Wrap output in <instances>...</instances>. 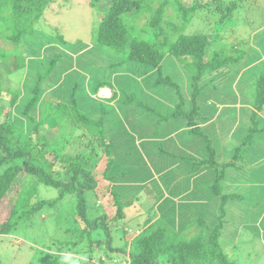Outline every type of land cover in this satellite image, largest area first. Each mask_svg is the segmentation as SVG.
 <instances>
[{"label":"trees","instance_id":"trees-1","mask_svg":"<svg viewBox=\"0 0 264 264\" xmlns=\"http://www.w3.org/2000/svg\"><path fill=\"white\" fill-rule=\"evenodd\" d=\"M158 1L159 5L155 7L148 0H112L97 28L95 40L92 39L94 46L91 48L97 51L109 49L119 53L122 60L118 64H128L129 69L134 70L132 74L126 73L124 75V78L127 77V82H132L134 78L131 76L138 74L139 70L142 71L141 77L151 71L154 72L155 76L149 80L152 83L151 86L168 87V97L159 101L156 106H164L163 112H168V116H170L168 119L182 124L177 137L184 149L178 150V157L180 158L178 162L186 165L194 175L199 172L201 167L209 169L214 178L212 192L215 194L214 196L221 200L220 212L215 218V223L206 227L209 234L207 242L202 234H198L191 239H182L178 233L173 231L169 233L165 228L157 227L156 224L162 223L161 219L164 218L161 215L157 222L143 229L142 233L137 236L130 233H134L132 228L140 227L121 226L118 230L122 231H115V233L119 232L123 236L128 234L131 242H124V246L115 247L112 244L114 241L113 231L106 224L107 217L101 216L91 220L87 215L85 192L93 190L96 186V182L88 168L91 162L90 158H86L83 154L62 153V149L46 150L49 133L43 136L45 142L41 148H37L31 139L26 138V135L32 130L38 132L42 127H49L48 132L53 130L58 135L65 136L66 130L68 131L71 127L77 126L84 129L91 136L95 135L101 140L104 139L102 145L106 147L108 153L109 151L110 154L113 153L111 149L115 145L114 142L110 141L105 144L106 138L99 122L87 118L83 109L77 104L78 87L84 77H81L82 73L79 72H75L74 77V72L71 70L73 64L69 50L63 48H70V43L65 40L61 31L54 34V30H51V28L45 29L46 26H42L41 23L40 26L43 29H39L41 18L45 15L48 6L54 3L55 0H0L1 59L9 57L13 63L14 71L27 70L22 89L11 94V106H16V112L12 109L9 114H6L5 120L0 123L1 209L4 210V203L9 204L11 201L6 195L17 176L21 172L30 176L28 187L11 204L10 212L0 211V234H10L22 224V221L25 219L30 221V218L44 207L57 206V202H46L45 200L38 201L34 206L29 205L32 197L37 194L38 190L36 191V188L39 189L40 185L45 184L60 190V199L67 194L76 195L77 217L73 218L70 225H64L60 221V228L63 233L71 237L66 244L73 249L72 252L80 255L78 253L79 248L82 246L84 248V255L78 258L76 264H109L112 263V254H114L112 252L127 254L128 258H125L127 264H163L159 261L162 256L166 257L165 264L237 263L221 247L220 238L223 237L227 222L226 209L228 205L232 204V200H238L239 202L252 200L243 204L246 209L243 217L249 219L243 229L249 232V230L257 228L256 224L251 225V211L254 207L251 204L257 200L251 196L246 199L242 195V190L251 187V185L245 186L242 179L243 176H248L246 171H249V169L245 165L251 163L247 156L255 159L264 156V147L262 154L255 156L251 148L256 137L261 136L260 134L264 132V127H261L263 120L259 118V113L264 110V73L254 83H250L253 84L252 86L249 85L248 88L242 90V94L253 100V109L250 112L242 108V119L237 118L236 114L234 118L231 116L235 109L240 108L237 105H229L223 111L219 110L224 104L235 102L233 98L229 99L227 92L223 90L225 89L224 75L229 73L230 67L240 62L242 52L232 57H223L219 52L209 53L207 50L208 34L186 32L194 20L195 14L203 8L202 0L196 1L191 6H185L180 0ZM91 4L95 5L94 2ZM169 5H173L175 12H177L178 22L166 18ZM218 7L223 13V18H225L228 14L234 12L236 3L231 2L227 5L219 3ZM132 12L137 20L146 12L151 15L144 26H132L125 20V15ZM49 41L50 44H48ZM57 42H59V45H57ZM38 52L43 53V59L39 61L35 56ZM45 56L46 59H44ZM82 63L85 64V62ZM79 65L82 64L79 62ZM171 69H181L190 74L187 84L188 90H185L182 83L178 81L177 76L167 73L168 70L172 72ZM64 74L69 85L70 81H76V86L74 84L70 85L71 88L68 89L71 97V107H68V103L56 100L53 103H44L42 109L39 108L36 111L43 81L54 83L56 79H60ZM217 76L220 77L219 81L223 79L222 83L215 78ZM78 79L80 80L77 81ZM242 79L245 80L244 77ZM2 80L3 77L0 75V95L3 93ZM215 80L218 81L216 84ZM109 83V85H105L99 81L93 84L95 93L106 87L110 88L112 95L110 98H95L100 102L105 101L104 107H106V102L118 101L120 103L119 110L127 111L130 107L141 104V101L134 95L124 94L115 83L111 81ZM146 84L149 83L146 81ZM251 88L254 89L252 93L250 92ZM20 90H29L31 95L21 100V103L17 105ZM228 93L233 96L230 90ZM97 106L98 103L95 108ZM152 109L154 108L152 107ZM106 114L104 108V115ZM70 116L74 117L78 124L74 125L72 121H68ZM222 116L223 120L219 121ZM230 119L232 120L231 124L226 125L225 123ZM155 120H158L157 116ZM184 126L186 128L183 130ZM214 126H217L218 129H214V132L208 131L209 127L213 128ZM239 131L241 133L238 134ZM241 136L242 140L239 143ZM233 138L236 140L238 138V144L236 142L233 145ZM160 140V142L167 143L168 137L163 140L160 138ZM228 141L232 147H230V153L233 151V154L229 159L222 161L223 157H220L222 154L219 152H223V154L226 152L223 143ZM151 142L145 140L144 143L149 146ZM158 143L154 141L153 146ZM169 146L170 144L167 149ZM92 151L96 152L94 148ZM194 152L198 153L199 156L194 155ZM114 167L115 171L111 173ZM122 168L116 159L110 160L106 169V179L109 181L117 178L127 179L130 180L131 184L139 181L136 177L137 174H133L132 170ZM108 173H111V175ZM227 189L233 191H227ZM111 191L117 207L116 217L117 219H123L125 208L131 206L132 203L130 200L123 202L122 196L120 198L117 191L113 189ZM28 205L30 208L24 209ZM240 206L242 207V205ZM99 219L101 222H99ZM80 220L86 225L81 227ZM150 221H152V216L147 219L146 223ZM200 223L203 225L204 220ZM61 244L64 246V242ZM103 244H105V251L110 253L104 254L105 256H97V261L89 260L91 257L103 253V250L92 251L90 248L95 245L98 249H103ZM63 251L64 247L57 252L47 251L42 262L38 264H74V262L70 263L64 258L62 259V257H65ZM116 260L114 259L113 262ZM31 264L36 263L31 262Z\"/></svg>","mask_w":264,"mask_h":264},{"label":"rangeland","instance_id":"rangeland-1","mask_svg":"<svg viewBox=\"0 0 264 264\" xmlns=\"http://www.w3.org/2000/svg\"><path fill=\"white\" fill-rule=\"evenodd\" d=\"M148 1H151L155 7L159 5L158 0ZM180 1L185 6H191L198 0ZM92 2H94V6L91 4ZM202 2L203 8L195 14V18L186 32L208 34L207 50L209 53L219 52L223 57H232L242 52L240 62L230 67L229 73L224 75L225 89L222 88L227 92V97L233 98L235 102L224 104L219 109L223 111L229 105H237L240 108L235 109L237 111L233 109L234 112L231 113V116L234 118L236 114L237 118L242 119V108L246 109L247 112L253 109L252 98L242 94V90L248 88L249 85L252 86L253 84L250 83H254L264 73V0H202ZM231 2L236 3V9L232 14L223 18V13L218 5L219 3L227 5ZM111 3L112 0H55L48 6L45 15L41 18L39 29L42 30V26H46L45 29L51 28L54 30V34L61 31L65 40L70 43V48H63L69 50L73 64L71 70L74 72V77L75 72L82 73L81 77H84L81 87H78L77 104L83 109L87 118L99 122L106 138L105 144H108V141L114 142V148L111 149L113 153L110 154V151L108 153L106 147L102 145L104 139L101 140L95 135L91 136L77 126L66 130L65 136H60L53 130L48 132L49 127H42L38 132L32 130L26 135V138L31 139L37 148H41L45 142L43 136L49 133L46 150L62 149V153L83 154L86 158H90L91 162L88 168L96 186L93 190L85 192L87 215L91 220L101 216L107 217L106 224L113 231L114 241L112 244L115 247H122L124 242H131L128 234L123 236L119 232L115 233V231H122L118 230L121 226L140 227H130L134 231L130 234L137 236L142 233L143 229L157 222L161 215L164 218L161 219L162 223L156 224L157 227H163L169 233L172 231L178 233L182 239H191L202 234L207 242L209 234L206 227L215 223V218L220 212L221 200L212 192L214 178L209 169L201 167L198 172L196 166L198 173L194 175L186 165L178 162L180 159L178 150H182L183 147L180 139L178 141L177 135L182 124L172 119L169 120L168 112H163L164 106H156L159 101L168 97V87L151 86L152 83L149 80L155 77L154 72L151 71L141 77L142 71L139 70L138 74L131 76L134 80L127 82V77L124 78V75L126 73L132 74L134 70H130L128 64H118L122 60L119 53L109 49L97 51L91 48L94 46L92 39L95 40L97 28ZM176 13L173 5H169L166 18L178 22ZM150 15L149 12H146L137 20L132 12L125 15V20L132 26L139 25L142 27L147 23ZM44 32L46 31L44 30ZM0 44H2L1 38ZM35 56L37 61L43 59L42 52H38ZM79 62L82 65H79ZM171 70L172 72L169 70L166 72L177 76L185 90H188L187 84L190 74L181 69ZM26 74V69L14 71L11 59L9 57L1 59L0 56V75L3 77L1 82L3 93L0 95V123L5 120L6 114H9L12 109L16 112V106H11V94L22 89ZM215 78L219 81L220 77ZM217 80H215V84L218 82ZM222 80L220 79L219 82L222 83ZM74 81H70V85L76 86V81ZM99 81L105 85H109L110 81L115 83L124 94L134 95L141 101V104L130 107L127 111L119 110L120 103L118 101L106 102V107H104L105 101L100 102L95 98H110L112 95L109 87H106L108 92L100 90L95 93L93 84ZM146 81L149 83L148 85ZM70 85L65 74L60 79H56L54 83L43 81L36 111L44 106V103H53L56 100L68 103V107H71V97L68 92V89L71 88ZM229 90L233 96L228 93ZM253 90L251 88L250 92L252 93ZM190 91L191 89L189 93ZM18 95L20 97L17 105L21 103V100L28 98L31 92L20 90ZM97 103L98 106L95 108ZM152 107L154 109L151 110ZM104 108L106 115H104ZM156 116L158 120H155ZM222 118L223 116L220 117L219 121L223 120ZM259 118L263 120L261 127H264V110L259 113ZM68 121H72L74 125L78 124L72 116L68 117ZM229 121L225 124L230 125L232 120ZM185 128L184 126L183 130ZM214 129H218V127H209L208 131L214 132ZM260 135L256 137L254 145L251 146L254 156L262 154L264 132ZM167 137V143L160 142V138L163 140ZM145 140L152 142L148 146L144 143ZM237 140L232 139L233 145ZM241 140L242 136L238 142L240 143ZM154 141L159 143L153 146ZM223 146L226 152L224 154L219 152L223 155H220L223 157L222 161L229 159L233 154V151L230 153L231 144L229 141L223 143ZM93 148L96 152L92 151ZM193 154L199 156L198 153L194 152ZM113 159L117 160L119 166L123 167L122 169L132 170L133 174H137L136 177L139 181L131 184L130 180L127 179L107 180L105 177L106 169L109 161ZM247 159L251 162L247 166L245 165L249 169L246 171L248 176H243L242 180H244L245 186L251 185L252 188L248 187L242 190V195L246 199L251 196L257 200L252 204L250 203L254 205L251 211V225L256 224L257 228L249 230L251 233L243 229L249 221L243 217L246 210L243 204L252 200L245 202L244 200L242 202L232 200V204L228 205L226 209L227 222L223 237L220 238V245L231 258L236 260V264H264V156L260 159L247 156ZM114 171L115 167L111 173ZM111 173L108 174L111 175ZM29 180L30 176L27 173L21 172L17 176L6 195L11 201L9 204L4 203V210L0 208V211L10 212L11 204L28 187ZM111 189L117 191L120 198L122 196L123 202L130 200L132 203L131 206L125 208L123 219L116 217L117 207ZM36 191L37 194L32 197L29 205L34 206L38 201L45 200L46 202H57V206L44 207L34 214L30 221L29 219L22 221V224L10 234H0V264H31V262L38 264L42 262L47 251L57 252L63 247L65 257L62 259L76 264L78 258L84 255V248L83 246L79 248L78 253L80 255L73 253V249L66 244L71 237L64 234L60 228V221L64 225H70L73 218L78 214L76 195L67 194L60 199L61 191L45 184L40 185L39 189L36 188ZM227 191L233 190L227 189ZM29 205L24 209H29ZM151 216L152 221L146 223ZM202 220H204L203 225L200 223ZM79 222L81 227L86 225L82 220ZM99 222H101L100 219ZM62 242H64V246L61 244ZM102 248L98 249L93 245L90 248L92 251L103 250V253L91 257L89 260L97 261L96 258L99 256L110 253L105 251V244ZM112 253H114L112 254L113 259H111L112 263L109 264H127V259H125L128 258L127 254ZM114 259L117 260L113 262ZM159 261L165 264L166 257H160Z\"/></svg>","mask_w":264,"mask_h":264},{"label":"crops","instance_id":"crops-1","mask_svg":"<svg viewBox=\"0 0 264 264\" xmlns=\"http://www.w3.org/2000/svg\"><path fill=\"white\" fill-rule=\"evenodd\" d=\"M102 90H103V92H106V91L108 92V90L106 88L105 89H102Z\"/></svg>","mask_w":264,"mask_h":264}]
</instances>
